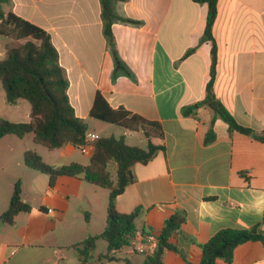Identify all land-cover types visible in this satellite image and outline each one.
I'll return each instance as SVG.
<instances>
[{"label":"crops","instance_id":"1","mask_svg":"<svg viewBox=\"0 0 264 264\" xmlns=\"http://www.w3.org/2000/svg\"><path fill=\"white\" fill-rule=\"evenodd\" d=\"M111 8L119 18L111 26L114 48L105 36L102 0H11L6 10L50 35L69 81L70 104L87 122L89 133L115 137L112 132L117 129L129 145L138 146L129 139L145 141L141 148L148 144L141 132L92 118L97 94L112 110L122 109L163 127L164 138L153 140L163 150L147 164L132 168L133 182L117 197V210L129 214L143 208L137 233L146 228L156 236L169 217L182 211L186 221L181 232L198 244L222 229L257 227L264 234V143L231 131L206 106L183 113L206 98L211 79L213 43L202 41L207 4L113 0ZM212 35L217 49L216 99L237 124L264 135V0H217ZM4 53L5 46L0 60ZM23 101L8 104L0 88V120L29 122L30 105ZM210 132L213 138L208 140ZM46 149L35 144L32 135L0 139V264H80L74 246L104 230L108 190L71 176L57 177L50 187L48 176L24 162V153L33 151L53 167L86 166L92 144ZM17 182L31 210L19 213L9 225L1 215ZM100 240L84 264H143L145 256L130 254L126 247L97 254ZM177 244L192 264L200 263L197 245ZM164 264L188 263L167 251ZM233 264H264V244L239 245Z\"/></svg>","mask_w":264,"mask_h":264},{"label":"trees","instance_id":"2","mask_svg":"<svg viewBox=\"0 0 264 264\" xmlns=\"http://www.w3.org/2000/svg\"><path fill=\"white\" fill-rule=\"evenodd\" d=\"M103 1L104 32L111 48L114 40L111 32L112 22L116 18L111 8V1ZM125 1V0H120ZM208 6V15L202 41L213 43L211 79L206 88V98L183 110L191 114L201 106L210 108L216 116L225 121L231 131L252 136L264 143V135H257L252 130L237 124L231 113L216 99L213 92L217 49L214 43L212 28L217 17V0H197ZM11 0H0V36L7 39L3 59L0 60V85L5 91L6 102L14 105L19 100L30 105V121L14 123L0 120V139L12 135L23 139L33 136L35 144L48 149H59L67 143L77 146L92 144L94 151L88 165L70 163L53 167L43 162L33 151L24 153L25 165L49 178L50 187L60 176L82 177L86 182L109 191L106 212V225L98 236H90L74 246L78 252L80 264L89 260L96 249L97 242L102 239L107 243V252H117L127 247L130 240L138 232L136 220L143 214L141 207L129 214L120 213L116 208V199L133 182L132 168L136 164H147L163 150L153 140L163 139L164 130L158 122L147 121L142 117L125 110H112L105 99L97 94L94 107L90 112L92 118L116 125L128 132H141L147 139V147L129 145L125 138L100 137L88 142L85 140L89 126L84 119L77 117L68 97L69 81L64 69L59 64V55L50 35L42 28L7 12ZM213 138L210 132L208 140ZM31 206L23 202L21 184L17 182L7 210L1 215L3 223L12 225L19 213L29 212ZM185 213L178 211L169 217L157 235V248L152 255L144 257L143 264H164L167 251L179 254L183 260L192 264L189 256L179 248L177 243L195 244L201 250L199 264H233L235 249L249 241H261L264 234L259 228L222 229L210 237L204 244L181 232L185 223ZM141 235H147L148 229L142 228ZM177 238V243L172 239ZM107 257V256H106Z\"/></svg>","mask_w":264,"mask_h":264},{"label":"built area","instance_id":"3","mask_svg":"<svg viewBox=\"0 0 264 264\" xmlns=\"http://www.w3.org/2000/svg\"><path fill=\"white\" fill-rule=\"evenodd\" d=\"M99 138L96 134L87 133L85 140L93 142ZM157 236L152 233L142 236L141 233H136L130 240L129 245L126 247L127 252L130 254H141L144 256L152 255L157 248Z\"/></svg>","mask_w":264,"mask_h":264},{"label":"rangeland","instance_id":"4","mask_svg":"<svg viewBox=\"0 0 264 264\" xmlns=\"http://www.w3.org/2000/svg\"><path fill=\"white\" fill-rule=\"evenodd\" d=\"M6 43H7V39H6L5 37H3V36H0V48H1V47H4V46L6 45ZM0 88L2 89L1 85H0ZM23 102H24L25 104H28L26 101H23ZM118 128H119V127H118ZM122 130H123V129H122ZM112 133H114V136H115V137H119V135H121V134H119V133H122V131H120V130L118 131V130L116 129V131H115V132H112ZM29 136H30V135H29ZM27 138H29V137H27ZM141 138H142V137H141ZM25 142H29V139H26ZM129 142L132 143V144H134V145H138L139 147H144V145H145V141H143L142 139H141V140H138V141L129 139ZM46 150H48V149H46ZM106 190H107V189H106ZM105 245H106L105 241L100 240L99 243H98V247H97V251H96V253L99 254V253H104V252H106L107 250H106Z\"/></svg>","mask_w":264,"mask_h":264}]
</instances>
